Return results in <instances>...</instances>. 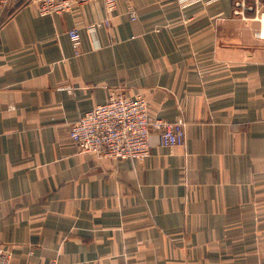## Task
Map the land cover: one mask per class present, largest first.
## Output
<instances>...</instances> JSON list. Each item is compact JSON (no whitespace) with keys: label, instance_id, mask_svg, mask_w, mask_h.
I'll use <instances>...</instances> for the list:
<instances>
[{"label":"crops","instance_id":"1","mask_svg":"<svg viewBox=\"0 0 264 264\" xmlns=\"http://www.w3.org/2000/svg\"><path fill=\"white\" fill-rule=\"evenodd\" d=\"M24 1L0 8L10 264H264V0L247 20L234 0H118L112 14L94 0L47 16ZM112 92L185 122V144L153 134L142 160L78 151L72 124Z\"/></svg>","mask_w":264,"mask_h":264},{"label":"built area","instance_id":"2","mask_svg":"<svg viewBox=\"0 0 264 264\" xmlns=\"http://www.w3.org/2000/svg\"><path fill=\"white\" fill-rule=\"evenodd\" d=\"M9 0H0V7ZM38 5L41 16L64 13L94 0H32ZM108 14L114 13L118 0H102ZM203 0H177L180 8L188 7ZM260 0H234V15L247 20L248 11L260 12ZM132 18L135 10L130 9ZM264 14V13H263ZM258 19V17H257ZM110 24L107 16L101 21L88 26L92 33ZM76 53H79L81 35L79 29L68 31ZM70 137L75 142L78 151L93 153L99 157L112 159H145L151 154V136L157 134L159 142L165 147L184 145L186 142L185 122L167 121L154 118L150 114V103L141 94L126 95L112 92L104 103L82 115L70 128ZM11 252L0 242V264L11 263ZM50 264H62L53 259Z\"/></svg>","mask_w":264,"mask_h":264},{"label":"trees","instance_id":"3","mask_svg":"<svg viewBox=\"0 0 264 264\" xmlns=\"http://www.w3.org/2000/svg\"><path fill=\"white\" fill-rule=\"evenodd\" d=\"M16 1H18V0H9L5 5L1 6L0 8H5L8 5H10L11 3L16 2ZM30 1H32V0H30ZM24 4H25V1L24 0H19L18 4L16 6V9L19 8V7H21V6H23Z\"/></svg>","mask_w":264,"mask_h":264},{"label":"bare ground","instance_id":"4","mask_svg":"<svg viewBox=\"0 0 264 264\" xmlns=\"http://www.w3.org/2000/svg\"><path fill=\"white\" fill-rule=\"evenodd\" d=\"M261 21H262V24H263V32L261 33V36L264 37V15L261 17Z\"/></svg>","mask_w":264,"mask_h":264},{"label":"rangeland","instance_id":"5","mask_svg":"<svg viewBox=\"0 0 264 264\" xmlns=\"http://www.w3.org/2000/svg\"><path fill=\"white\" fill-rule=\"evenodd\" d=\"M262 16H263V15H262ZM262 16H261V17H262Z\"/></svg>","mask_w":264,"mask_h":264}]
</instances>
